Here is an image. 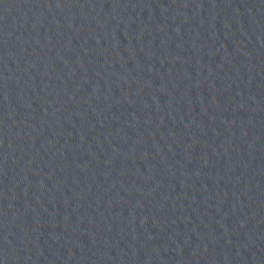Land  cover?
Masks as SVG:
<instances>
[{"label": "water", "instance_id": "obj_1", "mask_svg": "<svg viewBox=\"0 0 264 264\" xmlns=\"http://www.w3.org/2000/svg\"><path fill=\"white\" fill-rule=\"evenodd\" d=\"M0 264H264V0H0Z\"/></svg>", "mask_w": 264, "mask_h": 264}]
</instances>
